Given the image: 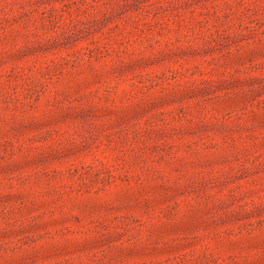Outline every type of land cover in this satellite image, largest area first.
<instances>
[{"label":"rangeland","instance_id":"374dc122","mask_svg":"<svg viewBox=\"0 0 264 264\" xmlns=\"http://www.w3.org/2000/svg\"><path fill=\"white\" fill-rule=\"evenodd\" d=\"M0 264H264V0H0Z\"/></svg>","mask_w":264,"mask_h":264}]
</instances>
